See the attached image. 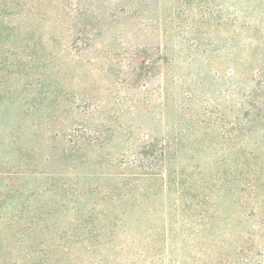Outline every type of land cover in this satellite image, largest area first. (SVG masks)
I'll list each match as a JSON object with an SVG mask.
<instances>
[{
  "label": "rangeland",
  "instance_id": "374dc122",
  "mask_svg": "<svg viewBox=\"0 0 264 264\" xmlns=\"http://www.w3.org/2000/svg\"><path fill=\"white\" fill-rule=\"evenodd\" d=\"M261 70L264 0H0V264H264Z\"/></svg>",
  "mask_w": 264,
  "mask_h": 264
},
{
  "label": "trees",
  "instance_id": "16d2710c",
  "mask_svg": "<svg viewBox=\"0 0 264 264\" xmlns=\"http://www.w3.org/2000/svg\"><path fill=\"white\" fill-rule=\"evenodd\" d=\"M258 75L260 77V82H258V89H260V91L262 92V95H263L261 106L257 108L258 109V120H259V119H264V70H263V72L261 70V72H259ZM233 176L234 175L230 176V178H232ZM258 179L260 180V177L259 178L256 177V179H253V181H254L253 187L256 190L259 189V185L257 184ZM261 179H263V178H261ZM259 194L260 193H258V194L256 193V195H254L253 198H256V196L257 195L259 196ZM261 206H262V208H264L263 205H261Z\"/></svg>",
  "mask_w": 264,
  "mask_h": 264
}]
</instances>
